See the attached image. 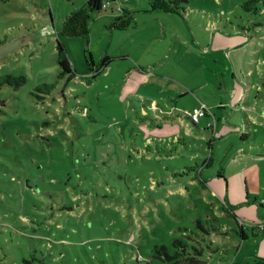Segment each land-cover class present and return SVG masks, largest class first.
Wrapping results in <instances>:
<instances>
[{"label": "rangeland", "instance_id": "rangeland-1", "mask_svg": "<svg viewBox=\"0 0 264 264\" xmlns=\"http://www.w3.org/2000/svg\"><path fill=\"white\" fill-rule=\"evenodd\" d=\"M246 1L188 0L179 16L108 0L88 38H67L88 0H0V44L13 46L0 78H26L0 89V264H164L156 247L174 255L177 239L203 264L264 253V133L241 142L232 125L264 114V10ZM121 7L134 9L126 31L112 28ZM198 104L196 128L183 114Z\"/></svg>", "mask_w": 264, "mask_h": 264}, {"label": "trees", "instance_id": "trees-1", "mask_svg": "<svg viewBox=\"0 0 264 264\" xmlns=\"http://www.w3.org/2000/svg\"><path fill=\"white\" fill-rule=\"evenodd\" d=\"M108 0H88L86 5L78 10H76L72 15H70L64 22L61 30V35L67 38H76V37H89V20L90 14L93 12H102L104 11V5ZM150 6L154 11H162L168 14H175L179 16H184L186 13V6L188 4V0H149ZM261 3L262 7L258 6ZM243 9L248 13L259 14L264 10V0H248L242 5ZM121 14L119 17H116L112 28L119 31H126L134 26L135 21L132 14L128 11H125L123 8L121 10ZM109 58L105 56L100 65L103 66L104 63H107ZM58 65L61 68L60 77H65L66 75L72 74V66L70 61L66 56V50L64 45L58 42ZM26 78L24 77H14V76H5L0 78V89L3 86H11L15 89L20 88L23 84H25ZM52 90V86L43 85L37 88V91L43 92L46 91L49 93ZM186 119L190 121V117L188 114H183ZM195 125V124H193ZM198 127V125H195ZM208 130L212 131V128ZM179 141V139H178ZM209 144V149L211 150V142ZM207 162L201 163L202 167H205ZM198 170L201 171L200 167L196 170V174ZM202 172V171H201ZM200 172V174H201ZM213 221H217L214 217H212ZM199 226L205 235L209 236V232L199 223ZM222 228V227H221ZM221 228L213 227V231L215 233H220ZM187 232V231H186ZM209 233V234H207ZM238 237H240L241 241H247L248 237L245 235L243 228L237 232H235ZM255 236V235H253ZM188 244L182 242L181 240H176L174 242V247L179 249L174 255H170L168 253V248L162 246L161 248L156 247V253L159 259L164 264H203V260L201 257L203 256V250L199 247L189 246L191 249H188ZM192 250V251H191ZM249 264H264V259L255 258Z\"/></svg>", "mask_w": 264, "mask_h": 264}, {"label": "crops", "instance_id": "crops-1", "mask_svg": "<svg viewBox=\"0 0 264 264\" xmlns=\"http://www.w3.org/2000/svg\"><path fill=\"white\" fill-rule=\"evenodd\" d=\"M137 1H142V0H137ZM129 6H133V5H129ZM122 8L125 11L130 12L132 14V16H133V13H132V11L134 10V9H132L133 7L131 9H129L130 7L129 8L121 7V9ZM111 14L114 16V18L119 17V15H120L119 13H114V10H112V9H111ZM199 106L200 105L198 104L197 105V108H199ZM205 118H207V117H205ZM188 122H190V121L188 120ZM239 123L242 124L241 127H239L237 125L238 123H233L232 125L234 126V128H238V130L240 129L239 133H240V136H241V142H246V143L255 142L253 140L254 137H252V134H253V132L256 129H259V130H261L264 133V114L263 113L262 114H259L258 112L244 113V115L242 117V120ZM196 128H199V127H196ZM179 141H181V140L179 139ZM259 141H260V145L261 146H264V141L263 140H259ZM207 167H209V166H207ZM201 173H203L201 180L203 181L204 185L206 186L208 184L207 181H209L210 179H212V176L209 177L210 179L208 178L209 180L208 179H204L203 176H204L205 172H201ZM176 187L177 188H182L183 192H185V193L187 192V191H184V188L182 186H176ZM171 193L172 192H169V196L170 197H172ZM177 194H179V193H177ZM179 195H182V194H179ZM260 202H261V207H263L264 206V199H262ZM237 224H238L239 228H241V229L243 228V231H244L245 235L248 237V235H247V229L249 228V226H247V225H245L243 223L241 224V223H239V221L237 222ZM262 228H264V226H262ZM228 229L229 228H227V229L224 228L223 229L224 230V233H221L220 232L218 234H220V235H227L228 233H226V232L228 231ZM251 229H252V235L257 236V233H255V232L257 230H259V226H257V227L256 226L255 227H251ZM255 252L256 251L249 250V249H246L244 247L240 248V246H238L237 247V254L234 256V260L231 261V262H232V264H249L255 258H262V259H264V253H263V251H258L256 253Z\"/></svg>", "mask_w": 264, "mask_h": 264}, {"label": "built area", "instance_id": "built-area-1", "mask_svg": "<svg viewBox=\"0 0 264 264\" xmlns=\"http://www.w3.org/2000/svg\"><path fill=\"white\" fill-rule=\"evenodd\" d=\"M109 2L105 3L104 10L108 6ZM122 10V9H121ZM122 12V11H121ZM190 117V122L195 125H199L202 118L207 117V107L201 104L193 113L188 114Z\"/></svg>", "mask_w": 264, "mask_h": 264}, {"label": "water", "instance_id": "water-1", "mask_svg": "<svg viewBox=\"0 0 264 264\" xmlns=\"http://www.w3.org/2000/svg\"><path fill=\"white\" fill-rule=\"evenodd\" d=\"M13 49V46H0V57L9 54Z\"/></svg>", "mask_w": 264, "mask_h": 264}, {"label": "flooded vegetation", "instance_id": "flooded-vegetation-1", "mask_svg": "<svg viewBox=\"0 0 264 264\" xmlns=\"http://www.w3.org/2000/svg\"><path fill=\"white\" fill-rule=\"evenodd\" d=\"M0 46H5V45H1V44H0Z\"/></svg>", "mask_w": 264, "mask_h": 264}]
</instances>
